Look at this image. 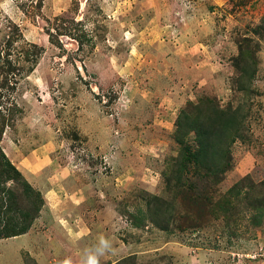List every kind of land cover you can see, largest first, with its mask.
<instances>
[{
    "label": "rangeland",
    "instance_id": "1",
    "mask_svg": "<svg viewBox=\"0 0 264 264\" xmlns=\"http://www.w3.org/2000/svg\"><path fill=\"white\" fill-rule=\"evenodd\" d=\"M263 21L264 0H0V69L23 46L13 26L42 50L17 85L0 75V112H23L0 150L43 200L26 234L0 239V264H264ZM198 107L241 126L221 181L184 171L187 192L167 177L178 116Z\"/></svg>",
    "mask_w": 264,
    "mask_h": 264
},
{
    "label": "trees",
    "instance_id": "2",
    "mask_svg": "<svg viewBox=\"0 0 264 264\" xmlns=\"http://www.w3.org/2000/svg\"><path fill=\"white\" fill-rule=\"evenodd\" d=\"M262 25L264 26V21ZM9 30L12 31L10 32L11 35L15 36L17 41L23 43V46L20 51H17L15 62L5 59L2 64L3 67L0 69V75L6 74V76H10L14 80L18 78V81L14 83L17 85L21 80L27 79L35 71L39 64L42 50L37 44L26 42L19 27L13 26ZM12 42L11 40L9 45ZM246 52L243 50L240 52V55H245ZM247 62L249 63V60H245L243 64ZM243 73L252 75L253 70L249 65H246ZM6 81H4V85L8 83ZM12 107L8 111L0 112V141L5 131L14 126L17 119L15 113H23L17 103L13 104ZM197 109L199 112L196 114L192 110L183 109L178 116L175 139L179 144L183 145L184 150L179 151L176 161L174 160L173 162V175L167 177V180L174 179L177 183V175L174 168L176 167L180 175L179 185H184L187 192L195 190L197 185L194 179L196 178L197 180H202L204 188H206V180L208 179L216 183L221 181L223 175L231 167L229 151L225 142L229 141L230 136H236L241 126L236 112L231 109L212 108V113L209 115L204 113V108L203 110L200 107ZM191 132L195 133L194 140L196 142H183V138ZM192 170L195 171L194 179L190 178V181L186 182L183 172H190ZM6 180L16 181L21 187L23 195L29 200L30 207L34 209V214L31 218V214L27 209L19 206L17 195L7 187ZM149 202L153 203V208H148L149 215L152 218L150 222L156 225L155 216L159 211H163L159 208L160 205L158 203L161 200L152 197ZM42 205L43 200L40 194L21 176L20 172L8 160L4 152L0 150V239L26 234L31 229V225L36 219V215L39 213ZM11 213H14L20 222L14 220L13 222L9 221V223L4 222L3 224L4 216L10 217ZM116 264L134 263L132 258H126Z\"/></svg>",
    "mask_w": 264,
    "mask_h": 264
},
{
    "label": "clouds",
    "instance_id": "3",
    "mask_svg": "<svg viewBox=\"0 0 264 264\" xmlns=\"http://www.w3.org/2000/svg\"><path fill=\"white\" fill-rule=\"evenodd\" d=\"M88 264H98L95 256L89 257Z\"/></svg>",
    "mask_w": 264,
    "mask_h": 264
},
{
    "label": "crops",
    "instance_id": "4",
    "mask_svg": "<svg viewBox=\"0 0 264 264\" xmlns=\"http://www.w3.org/2000/svg\"><path fill=\"white\" fill-rule=\"evenodd\" d=\"M59 202H61V201L59 200Z\"/></svg>",
    "mask_w": 264,
    "mask_h": 264
}]
</instances>
